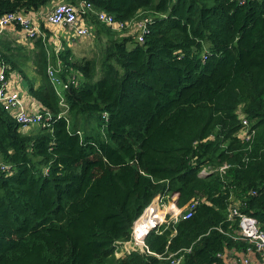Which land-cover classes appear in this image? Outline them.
Instances as JSON below:
<instances>
[{"label": "trees", "instance_id": "1", "mask_svg": "<svg viewBox=\"0 0 264 264\" xmlns=\"http://www.w3.org/2000/svg\"><path fill=\"white\" fill-rule=\"evenodd\" d=\"M50 1L0 0V14ZM86 1L119 19L148 17L143 41L89 10L107 36L95 79L94 58L33 40L41 82L28 90L40 123L24 129L0 103V264H167L170 253L226 264L247 252L230 211L264 228V0ZM3 32L0 66L23 74L26 48ZM165 195L148 251L116 255L115 241Z\"/></svg>", "mask_w": 264, "mask_h": 264}, {"label": "built area", "instance_id": "2", "mask_svg": "<svg viewBox=\"0 0 264 264\" xmlns=\"http://www.w3.org/2000/svg\"><path fill=\"white\" fill-rule=\"evenodd\" d=\"M89 10H92L91 13H93L96 19L101 23L112 27L117 32L122 31L120 33L124 34L131 33L139 42L143 41L148 17H136L130 21L119 19L106 11H96L92 9L90 2L86 0H81L80 4L67 1L56 3L47 12L46 21L57 28H68L71 34L76 37L90 36L92 33L91 26L82 22L81 19V16L88 14ZM12 25L18 26L28 39L41 38L44 43L47 41L45 32L41 25L29 14L20 11H9L0 14V34L7 27ZM57 63L59 64L58 61ZM56 71L57 67L55 65L52 63L47 65V73L55 82L58 81V77L55 73ZM73 79L75 78H72L71 81H74ZM0 103L5 109L13 113L15 120L22 128H28L36 124L38 125L41 121L40 110L38 112H31L25 108L19 90L10 85L8 74L5 73L3 66H0ZM242 122L243 124H246L247 120L243 119ZM240 133L242 135H244V133L247 134V129L245 127L242 128ZM225 166L226 164L221 165L220 169H224ZM0 167L6 168L7 166L0 164ZM210 169L211 167L209 166H203L200 172L205 173ZM167 197L168 195L160 196L156 203L151 202L133 221L131 236L129 239L115 241L114 253L116 255H122L135 249L143 252L145 250L148 251L144 237L150 229L158 226L163 220H165V215L168 212L169 206V200ZM196 203L197 198L187 202L172 215L174 216L173 219H176L177 213H179L182 209L186 210L183 217L189 216ZM230 214L238 215L241 237L251 242L252 247H249L247 252L241 253L238 257H229L226 264H264V228L259 226L258 221L254 216L239 212L236 207L231 209ZM252 253L257 256H252ZM166 257L169 258L167 264H179L182 259L181 254L176 255L174 253H170Z\"/></svg>", "mask_w": 264, "mask_h": 264}, {"label": "crops", "instance_id": "3", "mask_svg": "<svg viewBox=\"0 0 264 264\" xmlns=\"http://www.w3.org/2000/svg\"><path fill=\"white\" fill-rule=\"evenodd\" d=\"M61 1H68V0H52L47 5L40 8L37 12L29 14L35 21L37 20L39 22L42 29L44 30L47 38L45 45L48 47L50 52L52 49L56 50L58 48L60 49L65 46H68L72 50L76 40L77 39L80 40L83 38L72 35L69 29L66 27L57 28L56 26L51 25L46 21V14L49 11V9H51V7H53L56 3ZM80 1L81 0H76L72 3L80 4ZM81 19L82 22L89 24L91 26V30H93L92 29L93 25L96 26L94 24L95 22L91 18V15L84 14L81 16ZM110 28L114 30L112 27ZM95 34H97L98 37H101V35H105L104 32L99 33L96 30V28H95ZM121 34L123 33L117 32V35H121ZM3 35L4 36L6 35L10 39L14 40L15 43L17 42L26 48L28 57L25 60L26 64H25L24 73L21 74L17 71H11L10 73H8V79L10 85H12L13 87L19 90L25 108L31 112H38L41 108L40 103L34 98V96L28 90L29 82H32L34 86H38L41 82V75L36 70V66L33 61V50L34 49L36 50V48H34L33 45L34 39H28V38L26 39L24 33L20 30V28L14 25L7 27L4 30ZM251 255L254 257L257 256L253 253Z\"/></svg>", "mask_w": 264, "mask_h": 264}, {"label": "rangeland", "instance_id": "4", "mask_svg": "<svg viewBox=\"0 0 264 264\" xmlns=\"http://www.w3.org/2000/svg\"><path fill=\"white\" fill-rule=\"evenodd\" d=\"M95 28L96 26L93 25L92 26L93 33L90 36H85L80 40L79 39L76 40V42L74 43V47L72 48V52L74 56L73 58H76V59H81V58H94L95 59L96 65H97V72L95 75V79H96L101 74L100 73V58H101L102 49L104 47V43L106 41V36L101 35V37H98V35L95 34ZM132 44L133 43L131 41H128L127 47L132 46Z\"/></svg>", "mask_w": 264, "mask_h": 264}]
</instances>
